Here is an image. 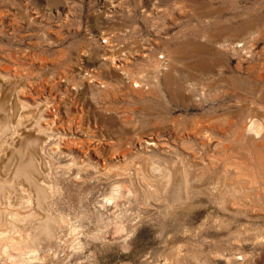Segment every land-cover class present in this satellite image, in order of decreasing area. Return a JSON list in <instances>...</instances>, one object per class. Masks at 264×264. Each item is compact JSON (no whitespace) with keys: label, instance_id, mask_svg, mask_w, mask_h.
<instances>
[{"label":"rangeland","instance_id":"1","mask_svg":"<svg viewBox=\"0 0 264 264\" xmlns=\"http://www.w3.org/2000/svg\"><path fill=\"white\" fill-rule=\"evenodd\" d=\"M250 118L264 0H0V229L30 264H264Z\"/></svg>","mask_w":264,"mask_h":264},{"label":"bare ground","instance_id":"2","mask_svg":"<svg viewBox=\"0 0 264 264\" xmlns=\"http://www.w3.org/2000/svg\"><path fill=\"white\" fill-rule=\"evenodd\" d=\"M104 42H106V40H104ZM239 46H241V45H239ZM159 58H163V56H161ZM155 65L156 66L160 65V62L158 60H156ZM137 76H138L137 78L131 76V78H132L131 79L132 87H140L141 86V83H142V80L140 78L141 72H139L137 74ZM245 131L250 133V134H252V135H254V137L259 138L261 136V134L264 132V122H261V121H259L257 119H254V118H250L245 124ZM24 175L27 176V177L29 176L28 172H25ZM42 189H43V186H42ZM118 191H119V188L115 187L114 191L112 192V194H110L108 199L114 198ZM31 202H29V203H31ZM11 215H14V214H11ZM19 215H20V213L18 214V216ZM6 218H8V217H6ZM47 218L50 219L49 217H47ZM10 219H11V217H10ZM17 220H19V219H17ZM9 221L12 222L11 220H9ZM14 227L15 226H11V228L8 231H6V229H0V253L2 252V255L4 254L6 259L9 258L10 262L13 263V264H15V262L11 259V257H13V256L20 257L21 258V262H22L21 264H30L31 259L36 257L35 250H37V249H35V250L29 249V246L26 244L25 241H23L22 237H21L22 240H19V239L17 240V238L13 235L16 232ZM16 228H17V226H16ZM19 241H21V242L19 243ZM18 257H17V259H18ZM16 263H17V261H16Z\"/></svg>","mask_w":264,"mask_h":264}]
</instances>
